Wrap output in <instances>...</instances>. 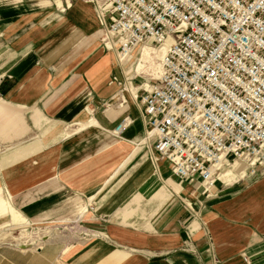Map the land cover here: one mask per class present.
Instances as JSON below:
<instances>
[{"label":"crops","instance_id":"obj_1","mask_svg":"<svg viewBox=\"0 0 264 264\" xmlns=\"http://www.w3.org/2000/svg\"><path fill=\"white\" fill-rule=\"evenodd\" d=\"M65 3L0 0V167L17 170L4 187L22 215L1 186L0 214L72 218L82 240L62 249L67 264H264V175L204 198L155 168L140 113L105 104L117 69L94 6ZM49 262L41 246L0 247V264Z\"/></svg>","mask_w":264,"mask_h":264},{"label":"built area","instance_id":"obj_2","mask_svg":"<svg viewBox=\"0 0 264 264\" xmlns=\"http://www.w3.org/2000/svg\"><path fill=\"white\" fill-rule=\"evenodd\" d=\"M84 1L107 48L165 49L157 80L132 92L155 168L166 163L204 198L218 182L264 175V0ZM131 121L110 132L118 137Z\"/></svg>","mask_w":264,"mask_h":264},{"label":"rangeland","instance_id":"obj_3","mask_svg":"<svg viewBox=\"0 0 264 264\" xmlns=\"http://www.w3.org/2000/svg\"><path fill=\"white\" fill-rule=\"evenodd\" d=\"M74 1L76 0H70L71 4ZM61 5L62 6L66 5L65 0H61ZM59 9L61 8L59 7ZM99 30H100V36L97 38V42H99V47L104 49L106 52H111L114 55L116 61L115 65H116L117 73H114L112 76H117V78L120 80V84L116 85L117 93L115 95L118 94L119 98L121 95L124 97L123 100L125 102H123L122 104L124 108L129 109L130 105H133L134 111L140 113L139 107L132 98V91H134V93L141 94L145 89L149 88V86L157 80V78L160 76L158 74L160 70V67H158L160 61L153 60L151 61V63L150 62L146 63L142 61L143 65L145 66V69L137 70L138 63L143 54L141 50L142 46H139L135 50L129 49L127 51V53H129V55L131 54L132 57L129 58L128 61H126V59L121 61V64L123 65L121 66L118 61V57L119 54L124 53V51H121L119 53L120 51L119 48L118 50H116V47L107 48L105 44L108 40L106 39L105 31L101 30L100 27ZM150 57L151 56H149V58ZM115 103L116 100L113 98L112 100H107L105 104H107L108 105L107 108H109L112 107L113 105L118 104V102L116 104ZM104 107H106V105H104ZM105 134L111 135L107 132ZM100 136L103 137L102 134H100ZM143 136L147 137L145 131H143V133L141 134V137ZM43 139H46V141H48L49 137ZM147 141H148L147 145H149L151 143V139L148 138ZM140 145H142V143ZM146 151L147 148L146 145L144 144V147L141 148V150H139V153L143 154ZM2 171L3 169L0 167V186L2 189V196L5 199H7L9 198L8 191L5 189L4 186L6 182L9 181V179L18 180V176L14 174L17 172V170L13 169L10 171V173L8 172L7 175H3ZM173 178H175V180L178 181L180 180L178 177L174 175ZM12 196L13 195L10 196L9 201L11 205L14 207V205L12 204L14 201V197ZM14 208L21 214V212L17 207ZM34 211L35 210L33 209L32 212ZM71 219L72 218L66 216L64 218H60L59 220H55V221H52L51 219H47L43 221V220H38L37 218H32L28 220L25 219L26 222H24L21 221L18 217L13 216L8 209L1 210L0 247L8 246L11 244H14L19 247L41 246L42 250L46 252V254L48 253V257L50 258L51 262H49L48 264H67L65 261L66 254L64 253L61 254L62 249L65 252L69 249V246H67L68 243L72 245L73 243L82 240L81 238H79L82 235L81 228L77 227L76 224H72ZM57 251H59L58 255L56 254Z\"/></svg>","mask_w":264,"mask_h":264},{"label":"bare ground","instance_id":"obj_4","mask_svg":"<svg viewBox=\"0 0 264 264\" xmlns=\"http://www.w3.org/2000/svg\"><path fill=\"white\" fill-rule=\"evenodd\" d=\"M141 50H142V53L143 54H142V56L140 58V61L138 63L137 70L145 69V66L143 65L142 61L143 62H146V63H148V62L151 63V61H153V60L154 61L155 60H158V61H160L159 65H158V67H160V70H159L158 74L160 75L161 74V71H162V68H161V59H162V56L164 55L165 49L159 50V49H155L154 47H151V46L147 45V46H143L141 48ZM143 55H144V57H143ZM149 56H151L152 59H151V57L149 58ZM131 57H132L131 54L129 55V53H126L125 52V53L119 54L118 61H119L120 65L123 66L121 64V61H123L124 59H126V61H128L129 58H131ZM146 68H148V67H146ZM114 99L116 100V103L120 100L119 97H118V94L114 97ZM122 99H124V97H122ZM114 130H116V129H114ZM148 138L149 137L147 135V138L146 139H148Z\"/></svg>","mask_w":264,"mask_h":264}]
</instances>
